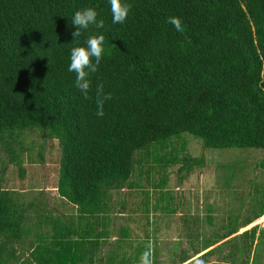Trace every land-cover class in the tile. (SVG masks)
I'll use <instances>...</instances> for the list:
<instances>
[{"label":"trees","instance_id":"1","mask_svg":"<svg viewBox=\"0 0 264 264\" xmlns=\"http://www.w3.org/2000/svg\"><path fill=\"white\" fill-rule=\"evenodd\" d=\"M123 2L128 17L113 24L108 0H0V140L34 129L56 138V192L86 216L102 212L104 191L128 185L136 152L178 133L203 148L264 150V0ZM88 7L105 26L73 41L72 17ZM100 34L105 54L86 99L70 52ZM97 83L112 94L102 117ZM25 212L0 188V264H85L84 251L51 238L20 258Z\"/></svg>","mask_w":264,"mask_h":264},{"label":"rangeland","instance_id":"2","mask_svg":"<svg viewBox=\"0 0 264 264\" xmlns=\"http://www.w3.org/2000/svg\"><path fill=\"white\" fill-rule=\"evenodd\" d=\"M58 157L43 129L0 140V188L26 208L20 258L51 238L84 251L85 264H140L147 248L151 264L191 252L200 253L184 263L264 264V150L203 148L188 132L157 141L136 152L128 185L104 191L93 216L57 194Z\"/></svg>","mask_w":264,"mask_h":264},{"label":"clouds","instance_id":"3","mask_svg":"<svg viewBox=\"0 0 264 264\" xmlns=\"http://www.w3.org/2000/svg\"><path fill=\"white\" fill-rule=\"evenodd\" d=\"M112 13L113 24H123L129 14L131 5L123 2V0H108ZM98 13L92 7L75 11L71 24L75 27V31L71 34L73 41L81 36V30H87L90 25H94L97 29L104 28L103 19H97ZM168 23L173 25L177 32H184L182 21L178 17H170ZM104 36L90 35L84 42L85 46H76L71 49L70 63L68 71L75 74L74 87L78 89L83 96L89 98L92 91L91 76L97 73L101 61L105 54ZM50 63V60H49ZM96 97V115L102 117L104 115V104L112 99V94L105 93L103 83H97L95 88ZM149 252L141 255L140 264H151Z\"/></svg>","mask_w":264,"mask_h":264},{"label":"crops","instance_id":"4","mask_svg":"<svg viewBox=\"0 0 264 264\" xmlns=\"http://www.w3.org/2000/svg\"><path fill=\"white\" fill-rule=\"evenodd\" d=\"M150 251H151V249H149V253H150ZM197 252H191V253H189V255H185L183 258H180L179 260H176V261H174V263L173 264H186V263H184V262H186L187 260H189V259H192V260H195L197 257V255L200 253H197ZM194 258V259H193Z\"/></svg>","mask_w":264,"mask_h":264},{"label":"water","instance_id":"5","mask_svg":"<svg viewBox=\"0 0 264 264\" xmlns=\"http://www.w3.org/2000/svg\"><path fill=\"white\" fill-rule=\"evenodd\" d=\"M245 9V8H244Z\"/></svg>","mask_w":264,"mask_h":264}]
</instances>
